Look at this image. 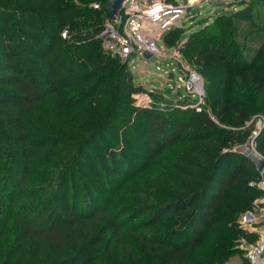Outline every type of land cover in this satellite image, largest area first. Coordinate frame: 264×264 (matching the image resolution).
Instances as JSON below:
<instances>
[{
  "label": "trees",
  "instance_id": "trees-1",
  "mask_svg": "<svg viewBox=\"0 0 264 264\" xmlns=\"http://www.w3.org/2000/svg\"><path fill=\"white\" fill-rule=\"evenodd\" d=\"M0 1V264H225L245 254L240 241L256 236L239 220L261 209L264 190L234 150L264 119V0L220 12L180 52L204 78L214 119L191 104L134 105L129 67L101 46L107 0ZM177 29L163 41L177 42ZM254 142L264 159V125Z\"/></svg>",
  "mask_w": 264,
  "mask_h": 264
},
{
  "label": "built area",
  "instance_id": "built-area-1",
  "mask_svg": "<svg viewBox=\"0 0 264 264\" xmlns=\"http://www.w3.org/2000/svg\"><path fill=\"white\" fill-rule=\"evenodd\" d=\"M195 4V0H126L115 22H111L108 16H103L100 40L106 54L117 58L128 67L134 59L143 58L145 53L150 54L151 58L171 60V67L176 68L180 87L196 101L192 106L196 112H201L204 100L201 80L184 67L178 50L173 48L168 54L164 46L159 48L157 45L162 34L182 24L181 20L187 16L193 18L189 13L196 7ZM92 9L98 11L100 5L94 3ZM61 38H70L68 27L62 30ZM143 60L148 61L145 58ZM173 71L172 69V73ZM180 87H172V92L175 93ZM132 98L135 102L138 95H133ZM135 105L139 108H150L149 100H139ZM263 125L262 117L255 119L256 133L248 141L253 151L256 147L255 136L262 130ZM261 175L262 179L257 185L263 190L264 176L263 173ZM239 224L243 228H252L256 234V240L245 249L244 256L248 264H258L264 258V210H253L243 214Z\"/></svg>",
  "mask_w": 264,
  "mask_h": 264
},
{
  "label": "rangeland",
  "instance_id": "rangeland-1",
  "mask_svg": "<svg viewBox=\"0 0 264 264\" xmlns=\"http://www.w3.org/2000/svg\"><path fill=\"white\" fill-rule=\"evenodd\" d=\"M195 2L196 7L191 9L189 13L190 16H193V18L190 19L187 16L186 18L181 20L182 24L175 27L179 28L177 29V32H175L177 35H179L178 41L172 43L163 41L166 33L162 34L161 38L159 39L157 43L158 47L162 48V46H164L168 54L171 53L173 48L178 50L179 52H182L181 50L184 46V43L188 40L189 34L196 29L203 27V25H205L207 21L213 20V17L217 16V14H219L220 12L235 11L239 5L243 7L249 4L250 0H195ZM68 26L69 24L66 27ZM173 34L174 31H172L171 36ZM180 55V60L184 67L196 74L201 80L204 93V100L201 109H205L206 113L214 119L215 117L213 116L210 109L211 104L207 102L204 78L199 74L195 66L187 62L182 53H180ZM171 64V60H162L157 57H152L148 61L143 60L142 57H138V60L134 59L132 61L131 66L129 67L132 84L136 89H139V91L133 94L138 95V98H136L137 100H135L134 105L139 100H149L150 108L155 107L159 110L165 109L169 103L172 107L176 108H184L188 104L194 106L196 101L191 97V95L186 94V92L180 87L178 77L176 76V68H172ZM172 69L174 70L173 73ZM172 87H180V89L173 93ZM153 93L161 94L162 96L159 97L158 95H153ZM182 146L184 145H178L172 148H168L159 159L151 162L150 165L152 166V170L154 172L150 171L148 177L152 176L153 178L154 176H156V171L160 172V170L162 169L161 165L164 162H170V156L173 154L177 155L181 151L180 148ZM139 162L142 164L144 161L141 159ZM258 188L260 187L258 186ZM144 218L145 217H143L141 220H144ZM136 224L138 223L136 222ZM167 227L168 228L164 229H151L149 230V232L157 234L163 232L164 230L171 229V226L167 225ZM145 232L147 231L136 230V233L142 236L143 234H145ZM124 235L127 240H133L129 235V232L124 233ZM134 248L137 253H143V249H141L139 246H134ZM122 259L124 260L123 257ZM225 264H245L244 252L240 253L237 256H233L231 259H228Z\"/></svg>",
  "mask_w": 264,
  "mask_h": 264
},
{
  "label": "water",
  "instance_id": "water-1",
  "mask_svg": "<svg viewBox=\"0 0 264 264\" xmlns=\"http://www.w3.org/2000/svg\"><path fill=\"white\" fill-rule=\"evenodd\" d=\"M125 1L126 0H107L104 8L111 22L116 21L118 13L122 10V5ZM143 58L149 60L151 55L145 53ZM234 152L248 159L259 174L264 173V159L250 148L249 142L235 148Z\"/></svg>",
  "mask_w": 264,
  "mask_h": 264
},
{
  "label": "crops",
  "instance_id": "crops-1",
  "mask_svg": "<svg viewBox=\"0 0 264 264\" xmlns=\"http://www.w3.org/2000/svg\"><path fill=\"white\" fill-rule=\"evenodd\" d=\"M263 176H264V173H263ZM264 190V189H263ZM259 203L261 204V209L264 210V196L259 200ZM244 231L247 233V234H252V235H255L256 234L253 232V229L250 228V227H245L243 228ZM243 248L246 249L250 244H252L253 242H248L247 240H241L240 241ZM244 261H245V264H248L247 260L245 259V256H244ZM258 264H264V258L261 259V261L258 263Z\"/></svg>",
  "mask_w": 264,
  "mask_h": 264
}]
</instances>
